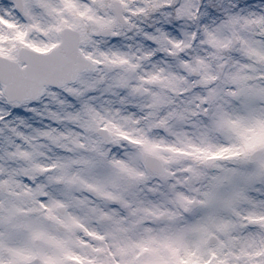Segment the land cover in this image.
<instances>
[{"label": "snow or ice", "instance_id": "6c2138e0", "mask_svg": "<svg viewBox=\"0 0 264 264\" xmlns=\"http://www.w3.org/2000/svg\"><path fill=\"white\" fill-rule=\"evenodd\" d=\"M0 264H264V0H0Z\"/></svg>", "mask_w": 264, "mask_h": 264}]
</instances>
